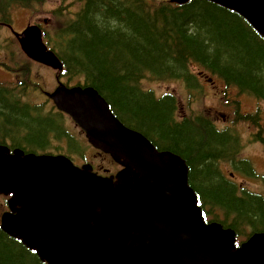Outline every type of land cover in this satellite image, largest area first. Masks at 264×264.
I'll return each instance as SVG.
<instances>
[{
  "label": "water",
  "instance_id": "95a60500",
  "mask_svg": "<svg viewBox=\"0 0 264 264\" xmlns=\"http://www.w3.org/2000/svg\"><path fill=\"white\" fill-rule=\"evenodd\" d=\"M207 1L235 11L264 38V0ZM16 36L31 59L63 70L39 26ZM47 95L71 112L96 149L124 169L115 180L66 156L17 149L10 155L0 148V195H12L10 211L1 216L5 233L37 249L50 264H264V234L236 249L234 231L205 223L180 156L158 152L126 128L91 88L59 85Z\"/></svg>",
  "mask_w": 264,
  "mask_h": 264
},
{
  "label": "trees",
  "instance_id": "16d2710c",
  "mask_svg": "<svg viewBox=\"0 0 264 264\" xmlns=\"http://www.w3.org/2000/svg\"><path fill=\"white\" fill-rule=\"evenodd\" d=\"M36 1L40 0H0V5L7 6L5 12L0 7V24L12 23L13 7L30 9ZM75 1L79 11L64 8L60 31L54 36L45 32L44 36L63 61L62 76L71 84L80 85L83 80L85 86L94 87L113 113L123 115L162 151L183 157L190 168V184L210 215L221 208L227 219L234 216V223L264 230L263 201L254 196L238 198L217 171L218 160L228 147V135H222L204 116L191 123L172 124L174 98L157 102L129 86L148 74L158 80L184 78L191 82L194 62L229 86L264 100V40L237 13L205 0H191L184 6L168 0ZM26 63L30 69L19 71L14 90L26 81L30 91L37 88L31 62L27 59ZM21 89L19 94L0 89V109L7 121L8 113L14 112L15 127L27 128L26 146L32 152L46 151L52 143L49 133L53 127L62 131L65 117L23 105L19 98L26 90ZM150 135L157 137L158 143ZM0 264L45 263L0 226Z\"/></svg>",
  "mask_w": 264,
  "mask_h": 264
},
{
  "label": "rangeland",
  "instance_id": "374dc122",
  "mask_svg": "<svg viewBox=\"0 0 264 264\" xmlns=\"http://www.w3.org/2000/svg\"><path fill=\"white\" fill-rule=\"evenodd\" d=\"M44 1L45 0L33 2L30 9L19 8V6L13 7L16 9L12 14V23L8 25L7 23L2 24L1 22L0 29L2 27H4V29L0 31V44L2 45V48L0 49V61L3 64V67L0 68V81H13L14 83H17V75L19 74V71H28V69H30V66L28 65V63H26V57L22 54L16 40L14 39V35L8 26H12L13 30L21 32L29 23H41L44 27L45 32L54 36L60 31V27L63 24L61 21L60 13L64 11V8L71 6L72 9L76 12L80 9V5L75 0ZM0 7L2 12H5L7 6L5 4H2L0 5ZM23 60L25 63H22ZM31 68L32 72L35 75V80L38 83L37 88H35L34 91H30L28 89V83L26 81L23 82V84L19 86V88H16L15 90L9 88V90L12 93L19 94L21 92L20 90H22L21 88H23V90L25 89V102H28L33 106H40V109L42 110L41 113L46 114L53 110V103L47 100L43 92H51L54 90V88L57 86L58 73L48 67H42L34 63H31ZM194 69L195 71H197L196 73L199 72L196 67ZM60 78L64 83L67 82L66 78H62L61 76ZM31 79L32 84H34L35 81L33 77H31ZM160 80L148 74L145 75V78L141 81L140 86L142 88H148L149 86L155 87L158 90L157 96H160V94L166 90L171 92L173 95H175L176 98H178L179 104H182V109L180 108L179 113L187 114V117L192 118L191 120H189L190 123L198 119L202 120L200 117L203 115H209L208 119L212 118V121L218 128L229 129V131H231L229 134H240L239 131H241V134L245 137L246 133L260 131L259 133L261 135L262 126L260 125V123L257 124L249 122L245 127L249 129H238V126L236 125L238 118V105L236 104L234 99H236L240 103V116L242 114L256 115L258 113L259 115L261 114L264 117V103H261L259 105L257 102H255L254 98L252 99L251 96H248V99L244 96L234 98L235 93L227 98L226 96H224V92H220L216 87L211 90L210 88L212 87V84L210 85L207 83L208 87L204 88L200 80L194 81L197 86L196 91H194L195 87L193 85L189 87L190 90L194 91V93L191 95L189 94L186 85H184L182 81H176L173 79ZM137 84H139V82L130 83L129 86L132 88H136L135 86ZM135 98L139 100V98ZM120 117L123 119L121 120L120 118V120L124 123L126 122L129 127L133 129L136 128L134 124L124 119L123 115H120ZM208 121L212 122L211 120H207L206 122ZM202 123H204V121H202L199 125H195V127H199ZM64 124L65 125L63 126V129L59 135L63 136V139L60 141L54 140V142H52L53 151H56V147L63 145L64 147L62 146V151L60 152L72 156V158H74L75 164L76 162L80 163V165L83 163H90L96 168L104 165L105 168L114 171L115 173L120 169V167L111 159L110 156L100 155L94 148H91L88 145L82 131L77 125L74 124V122L70 118H65ZM0 135H5V129L0 130ZM151 136L152 135H150V137ZM66 137L68 138V144L70 146L69 148L66 143ZM151 138L154 139L157 137L152 136ZM253 149H247L245 151V156L251 157L255 166L260 171L264 172V151L260 145H258L257 147V152ZM220 166L221 164L218 163V166H216V168L218 169ZM243 185L249 186L254 191L261 190L263 187V183H257L254 182V180L249 179L248 181L243 182ZM7 199L8 198L5 196L0 197V216L8 208ZM204 200L207 201V199ZM216 212L218 214L219 209H216ZM239 229V232H241V234L243 235L241 239L247 237V233H250V229L248 230L242 227H239Z\"/></svg>",
  "mask_w": 264,
  "mask_h": 264
},
{
  "label": "flooded vegetation",
  "instance_id": "af4514ba",
  "mask_svg": "<svg viewBox=\"0 0 264 264\" xmlns=\"http://www.w3.org/2000/svg\"><path fill=\"white\" fill-rule=\"evenodd\" d=\"M197 80H200V78H197ZM205 81H209V78L207 76H205L204 78ZM184 85L187 86L186 81H183ZM181 84V83H180ZM203 84V83H202ZM182 85V84H181ZM213 85L220 91V92H225L226 93V97L229 98L230 95L235 93V97H241L244 96L248 99V96H251L252 99H255V102H257L259 105L261 103H264V100H261L260 98L248 94V93H244L243 91L239 90L238 88H236V86H232L230 87L229 90L225 91L227 87H229L228 84H226L224 81H217V85L216 83H213ZM140 85L137 84L135 87L138 88L139 92L143 95H150L155 101L159 102V101H164V100H172L173 94L169 91H163L160 96H157V91L155 90H149V89H143ZM204 88L208 87L207 83L203 84ZM188 87V86H187ZM0 89H4L2 87H0ZM212 90V88H210ZM6 92H11L9 90V88L6 87ZM229 100V99H228ZM234 101L236 102V104L238 105L237 108V112H238V118H237V123L236 125L238 126V129H249V128H245L247 126V124L249 122H253V123H260V125L262 126V133L260 135V131H255V132H251V133H246L245 137L241 134V131H239L240 134H229L231 131H229V142L225 143L228 147L226 148V152L224 154V157H222V159L218 160V163L221 164V166L217 169L218 173L220 174V176L227 182L229 183L234 190L236 191V196L238 198H246L248 196L247 192L244 190L243 188V182H246L248 180H246L247 177H254V174H256V166L253 162V160L249 157L245 156V151L247 149L250 148H254L253 150H255L257 152V147L258 145H260L264 151V117L260 114H256V115H244L242 114L240 116L239 111H240V106H239V102L234 99ZM21 103H23V99L20 100ZM178 106L181 108L182 104H179V102L177 101ZM182 109V108H181ZM2 109H0V123L2 124V127L0 128V130L5 129V135H0V146H9L12 150L15 149H21L23 150L26 154L28 152H30L27 146H26V141L27 140V135L29 134L28 130L26 127L24 126H19V127H15L13 122L15 121V119L13 120V111H10L8 113L9 119L10 121H7L5 119L4 112L1 111ZM53 110L55 111V109L53 108ZM263 111V110H261ZM60 114V113H59ZM180 118V119H179ZM171 123L172 124H178L181 125L184 123V121H186L187 117L186 115H182V116H176L174 115V112L171 113ZM180 120V121H179ZM262 124H261V122ZM23 122V121H21ZM236 126V127H237ZM60 128L58 127H53L52 131L49 133L48 137H50V142L51 140H57L60 141L61 140V136L60 135ZM227 133V132H225ZM222 133V134H225ZM49 147H46V150H38V152L40 153H44V154H53V155H58L61 154V145L59 147H56L55 150L59 151H53L52 149V144L49 143ZM244 155V156H243ZM217 163V166H218ZM96 171H101V172H106V170H102L95 168ZM107 174L111 175L112 172H110L109 170H107ZM264 175V172L262 173ZM259 194L261 195V197H259L263 203H264V182H263V187L261 190H259ZM1 197V196H0ZM225 211L222 210L221 208L219 209V213H218V217L217 215H215L214 219H217L216 222L221 223V224H225L223 226H225V228H231L233 229L237 236L239 237V227H242L244 229H251L250 225H245V224H239V223H234V218L231 219H227L225 218ZM235 224V225H234ZM229 226V227H226ZM254 233H264V230H254Z\"/></svg>",
  "mask_w": 264,
  "mask_h": 264
},
{
  "label": "bare ground",
  "instance_id": "6f19581e",
  "mask_svg": "<svg viewBox=\"0 0 264 264\" xmlns=\"http://www.w3.org/2000/svg\"><path fill=\"white\" fill-rule=\"evenodd\" d=\"M258 33V32H257ZM258 35L260 36V34L258 33ZM261 37V36H260ZM62 78H65L64 76L62 77ZM66 80H67V78H66ZM60 86H63V87H65V88H75V87H82L83 89H86V88H91V89H93L94 91H96L97 93H98V95L104 100V102L107 104V106H108V108H109V110L111 111V113L112 114H114L113 113V111H112V109H111V106L109 105V103L107 102V100L94 88V87H91V86H85V85H78L77 83H73V84H71V83H69L68 82V80H67V82L66 83H64L62 80L60 81ZM20 100L21 99H23V105H30L31 107H32V105L31 104H29L28 102H25V99H24V96H22V97H20L19 98ZM52 103H53V108L55 109V111L54 110H52V111H50V112H48V115H50V114H53V115H57V114H59L60 113V115H62V116H64L65 118H69V117H71V118H73V115L71 114V112H69L68 110H66V109H64V108H61V107H59L58 106V104L53 100L52 101ZM34 108V107H33ZM34 109H37L38 111H40L41 109L40 108H34ZM46 113V112H45ZM47 114V113H46ZM229 131H227V133H225V134H222V135H228V137H229ZM63 139V137H61V140ZM52 142H53V140H52ZM52 144V143H51ZM62 146L63 145H61V151H62ZM3 147H7L8 149H9V154L10 155H14V151L16 150H12L9 146H0V148H3ZM64 147V146H63ZM17 150H21V149H18L17 148ZM21 151H23V150H21ZM30 152H28L27 154H29V153H32V154H36L38 157H44V156H66L67 158H69L72 162H74V158H72V156H70V155H68V154H65V153H61V154H58V155H53V154H44V153H40V152H38L37 151V153H35V152H32V150H29ZM47 151V150H46ZM24 152V151H23ZM25 153V152H24ZM26 154V153H25ZM189 172H190V168H189V166L187 165V175L185 174V177H186V179H187V188L191 191V193H192V195H193V203H194V206H196L198 209H199V211L201 212V215H202V219L205 221V223L206 224H215V225H217V226H219L220 228H219V230H220V232H223V231H234L233 229H231V228H225V226H223V225H225V224H221V223H218V222H216L217 221V219H214V217H215V215H217V217H218V214H217V212L215 211V213H214V215H210L209 213H211L210 211H209V209H208V207H203V204L201 203V199H200V196L198 195V193L196 192V190L191 186V184H190V177H189ZM254 180V177H247L246 178V180ZM226 218V217H225ZM231 218H234V216H232ZM230 218V219H231ZM245 225H248V224H245ZM191 227L192 228H195V224H194V222H191ZM226 227H229V226H226ZM252 228V227H251ZM235 232V231H234ZM255 234H264V233H254L253 232V228H252V230L250 229V233H247V237H244L243 239H241L242 238V234L241 233H239V237L237 236V234H236V232H235V239H236V241H235V247H236V249H238L243 243H245V242H247L248 240H249V238L250 237H252L253 235H255ZM241 239V240H240ZM21 243L27 248V246L21 241ZM40 249H42L41 248V246H40ZM29 250H31V251H33V252H35L36 253V255L39 257V259H40V254H39V251L37 250V249H29ZM40 261H42L41 259H40ZM43 262V261H42ZM43 263H45V264H50V263H48V262H43Z\"/></svg>",
  "mask_w": 264,
  "mask_h": 264
}]
</instances>
